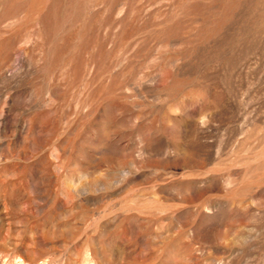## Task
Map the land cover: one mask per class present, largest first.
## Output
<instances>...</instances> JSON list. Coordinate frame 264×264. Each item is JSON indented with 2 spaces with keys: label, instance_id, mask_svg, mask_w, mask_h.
Here are the masks:
<instances>
[{
  "label": "rangeland",
  "instance_id": "1",
  "mask_svg": "<svg viewBox=\"0 0 264 264\" xmlns=\"http://www.w3.org/2000/svg\"><path fill=\"white\" fill-rule=\"evenodd\" d=\"M0 264H264V0H0Z\"/></svg>",
  "mask_w": 264,
  "mask_h": 264
}]
</instances>
